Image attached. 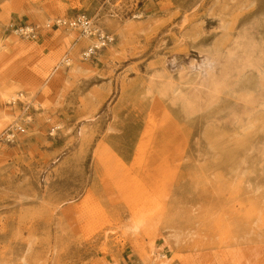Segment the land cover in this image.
Returning <instances> with one entry per match:
<instances>
[{"label": "rangeland", "instance_id": "1", "mask_svg": "<svg viewBox=\"0 0 264 264\" xmlns=\"http://www.w3.org/2000/svg\"><path fill=\"white\" fill-rule=\"evenodd\" d=\"M77 14L111 37L88 60ZM18 126L0 264H264V0H0Z\"/></svg>", "mask_w": 264, "mask_h": 264}, {"label": "built area", "instance_id": "2", "mask_svg": "<svg viewBox=\"0 0 264 264\" xmlns=\"http://www.w3.org/2000/svg\"><path fill=\"white\" fill-rule=\"evenodd\" d=\"M55 22L59 26L78 27L82 34L84 33V28H90L92 32V36H95L96 39L98 38L103 40L105 44L111 41L109 35L105 34L103 31H102L103 35L99 36L101 30L95 25L94 19L92 17L87 16L86 14H77L76 16L70 19H57ZM50 25L51 23L47 22L44 28L47 29L50 27ZM94 27H96V30H94ZM15 33L20 38L33 40L38 37L40 30L38 29V26H34V25L28 27L22 26L16 28ZM96 50L97 48L95 47H89L85 52L83 51L81 53V58L83 60H88L92 58L95 55ZM23 132H24V128L20 126L12 129H6L1 133L0 140L6 143L13 142L15 139V133H23Z\"/></svg>", "mask_w": 264, "mask_h": 264}, {"label": "bare ground", "instance_id": "3", "mask_svg": "<svg viewBox=\"0 0 264 264\" xmlns=\"http://www.w3.org/2000/svg\"><path fill=\"white\" fill-rule=\"evenodd\" d=\"M134 17H138V16H134ZM26 27H28V26H26ZM48 29V28H47ZM94 30H96V27H94ZM98 31V30H97ZM84 35V38L85 39H87L89 42H91V46L90 47H95V48H97V49H100V47H103L104 45H105V42L103 41V40H101V39H95L94 37H92V32H91V29L90 28H84V33H83ZM103 35V33H102V31H100V33H99V36H102ZM110 37V36H109ZM101 38V37H100ZM111 38V37H110ZM89 48V47H88ZM87 48V49H88ZM86 49V50H87ZM85 50V51H86ZM84 51V52H85ZM81 56V55H80ZM68 60V59H67ZM67 60H65V61H67ZM72 70H75L74 68H72ZM139 223H140V221L139 220H132L131 221V223H130V226H128V229L129 230H132V231H135L137 228H138V226H139ZM167 244L166 243H163L162 244V249H163V251H164V249H166L167 250ZM149 248H151L150 250H149V252L148 253H144V255H143V257H142V261H143V263L144 264H165L166 263V261H165V257H166V255L163 253V252H161V253H156L155 251H154V246H152V247H149ZM144 250V249H143ZM142 256V255H141Z\"/></svg>", "mask_w": 264, "mask_h": 264}]
</instances>
